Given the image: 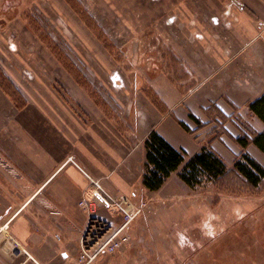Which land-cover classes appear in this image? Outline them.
Masks as SVG:
<instances>
[{"label": "crops", "instance_id": "1", "mask_svg": "<svg viewBox=\"0 0 264 264\" xmlns=\"http://www.w3.org/2000/svg\"><path fill=\"white\" fill-rule=\"evenodd\" d=\"M93 2L94 12L83 10L94 29L69 6L67 16H55L60 18L56 29L72 51L81 41L95 50L89 57L78 55V62L67 57L79 67L86 87L74 82L70 87L74 78L66 71L69 86H63L67 79L60 76L61 91L48 71L9 78L18 99L0 87V264L76 263L87 221L78 201L91 184L84 173L113 194L137 190L135 199L151 198L159 209L154 216L147 209L136 220L139 232L130 234L142 246L133 243L127 264H150L152 254L158 257L156 264H196L189 261L195 242L210 239L217 218L200 210L196 197L187 194L197 188L186 186L179 170L160 189L140 190L144 141L155 130L186 156L209 144L232 169L241 151L234 139L249 133L246 129H264L248 110V103L264 93V0ZM152 27L164 37L170 31L174 57L194 79L192 86L183 89L181 80H168L164 72L152 79L142 72V81H136L137 74L131 82L123 71L103 70L107 59L117 63L107 54L103 57V39L110 47L123 39L118 48L129 47ZM98 47L102 50L96 54ZM103 96L110 98L104 103ZM245 151L264 167L260 151L252 145ZM175 195L181 199L166 207L155 202ZM100 214L113 226L119 223L110 208H100ZM144 230L159 253L145 246ZM105 255L114 254H103L93 264H101Z\"/></svg>", "mask_w": 264, "mask_h": 264}, {"label": "rangeland", "instance_id": "2", "mask_svg": "<svg viewBox=\"0 0 264 264\" xmlns=\"http://www.w3.org/2000/svg\"><path fill=\"white\" fill-rule=\"evenodd\" d=\"M86 3L88 4L86 5ZM67 6L74 10L80 20L83 18L88 25L94 24L88 13L82 17L84 10L95 11L91 8L95 6L93 0H0V87L13 94V98L18 99L19 97L14 94L15 85L9 78L20 79L27 72L48 71L49 74L55 75V84L61 91L65 85L69 86L67 74H63L66 71L74 78V81L70 82V87L73 86V82L86 87V82L84 83L79 78V67L69 64L68 58L73 57L78 62V55L89 57L94 55L93 51L95 50L88 49V47L90 48L88 42L85 41L88 45L86 47L81 41L73 46L75 49L72 51L65 42L64 33L56 29V19L60 20V18L55 19V16L59 14L61 17L63 14L67 16L64 13ZM56 7H59L61 13H57ZM91 14L93 15L92 12ZM67 23L69 29L72 30V26H74L72 21H67ZM169 28L166 29L169 30ZM157 30L159 29L154 27L150 31L147 30V33L141 34L142 37L138 36V40L132 42L129 47L118 48V44L123 43V39L116 44V47H110V44L103 39V45L106 47L103 57L107 54L113 60H117V63H113L107 59L103 64V70L107 71L112 68L123 71L127 77L129 75L131 82L137 74L136 81H142L143 79L140 77L142 72H145L144 74L151 79L152 77L158 78V73L164 72L167 74L168 80L173 82L181 80L183 84L178 85L183 89L192 86L194 79H191L189 72L174 57L175 54L170 46L172 41L170 31L164 37L158 34ZM134 32L136 33V31ZM91 34L96 39L102 38L97 30L92 31ZM137 43L138 47H136ZM134 47H136L134 51L127 49ZM95 49L97 50L96 54H99L98 50H102L100 47ZM51 57L59 64L53 61L51 63L48 60ZM60 76L67 79L63 84L64 87ZM93 97L95 98V96ZM103 98L105 103L110 96H103ZM246 130L249 131L247 134H250L251 129ZM134 192L138 195L137 190ZM187 194L196 197V202L201 207L200 210L205 208L212 211L217 218L210 239L203 238L204 240L195 242L196 248L189 261L196 264H264V182L259 187L252 188L236 172H230L215 183L205 184L195 190H188ZM138 197L139 199L146 198L141 195ZM180 199V196L175 195L156 199L155 202L166 207L177 203ZM147 201L152 209L149 211L154 216L159 212V209L155 207L151 198H147ZM143 215L145 214L143 213L141 217ZM137 219L138 217L130 226V232L133 234L139 232L140 227H137ZM202 231L204 232L203 229ZM195 232L198 234V229H195ZM133 234H130L131 240L127 249L124 246L112 256L105 255V258L99 263L111 264L114 261L118 264L129 263V259L132 257L130 251L133 243L136 244L135 248L142 246L138 244ZM142 234L145 238V246L153 247L154 251L159 253L156 243L148 237V230L147 232L144 230ZM200 234L203 235L201 232ZM157 262L158 257L152 254L150 264Z\"/></svg>", "mask_w": 264, "mask_h": 264}, {"label": "trees", "instance_id": "3", "mask_svg": "<svg viewBox=\"0 0 264 264\" xmlns=\"http://www.w3.org/2000/svg\"><path fill=\"white\" fill-rule=\"evenodd\" d=\"M83 15H87L85 11L82 17ZM248 110L264 125V93L248 103ZM181 126L188 130L184 124L181 123ZM220 131H216L214 138L219 136ZM234 141L241 151L229 170L209 144L202 146L199 152L186 156L183 149L175 148L158 132L151 130L144 141L145 163L140 187L147 191H156L178 170V178L191 189L215 183L230 172H236L252 188L259 187L264 182V167L245 149L252 145L264 155V129L259 132L252 131L248 135L241 134Z\"/></svg>", "mask_w": 264, "mask_h": 264}, {"label": "built area", "instance_id": "4", "mask_svg": "<svg viewBox=\"0 0 264 264\" xmlns=\"http://www.w3.org/2000/svg\"><path fill=\"white\" fill-rule=\"evenodd\" d=\"M91 180L90 191L82 195L78 207L86 213V225L79 241V253L76 263L93 264L103 254H114L128 245L131 240L130 226L147 209H151L147 199H135L132 194L107 191L101 184ZM100 208H110L118 214L119 223L110 224L100 214Z\"/></svg>", "mask_w": 264, "mask_h": 264}]
</instances>
